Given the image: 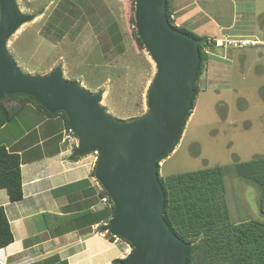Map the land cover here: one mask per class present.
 <instances>
[{
    "label": "rangeland",
    "instance_id": "374dc122",
    "mask_svg": "<svg viewBox=\"0 0 264 264\" xmlns=\"http://www.w3.org/2000/svg\"><path fill=\"white\" fill-rule=\"evenodd\" d=\"M232 1L234 5L226 1L223 7L226 13L238 14L226 19L220 14L218 22L236 18L231 33L261 44L220 48L208 58L192 116L158 172L165 181L172 175L219 167L230 219L264 221L257 211L260 185L237 169L239 164L264 158V0ZM16 2L21 13L34 16L7 43L23 73L43 76L59 66L65 80L91 94L102 93L101 106L115 120L130 121L146 113L155 65L136 42L134 0ZM16 103L4 102L8 107ZM33 111L26 108L19 118L40 121ZM66 144L73 148L77 141ZM86 156L96 162V154Z\"/></svg>",
    "mask_w": 264,
    "mask_h": 264
},
{
    "label": "water",
    "instance_id": "95a60500",
    "mask_svg": "<svg viewBox=\"0 0 264 264\" xmlns=\"http://www.w3.org/2000/svg\"><path fill=\"white\" fill-rule=\"evenodd\" d=\"M166 10V0H134L136 34L155 74L146 113L119 121L101 106L102 93L65 80L61 67L43 76L19 69L7 43L34 16L21 13L16 0H0V100L26 95L50 114L64 113L77 139V156L96 154L94 178L113 205L107 232L131 247L120 264H187L191 247L162 215L165 194L158 168L192 111L200 55L198 41L172 28Z\"/></svg>",
    "mask_w": 264,
    "mask_h": 264
},
{
    "label": "crops",
    "instance_id": "0c3cea01",
    "mask_svg": "<svg viewBox=\"0 0 264 264\" xmlns=\"http://www.w3.org/2000/svg\"><path fill=\"white\" fill-rule=\"evenodd\" d=\"M226 1L235 4L232 0H171L172 17L176 26L209 42L240 37L231 33L236 18L224 24L217 20L220 14L225 19L238 14L226 13ZM220 48L226 47L206 48L208 58ZM206 73L207 69L208 81ZM34 113L39 115L35 109ZM58 124L54 119L22 121L18 116L0 129V145L20 158L23 190L20 201L10 202L6 190L0 189V207L13 235V242L0 249V264H113L127 257L125 243L110 241L99 232L107 221L102 211L111 206L100 204L102 188L92 176L95 163L88 156L69 160L73 148L63 142Z\"/></svg>",
    "mask_w": 264,
    "mask_h": 264
},
{
    "label": "trees",
    "instance_id": "16d2710c",
    "mask_svg": "<svg viewBox=\"0 0 264 264\" xmlns=\"http://www.w3.org/2000/svg\"><path fill=\"white\" fill-rule=\"evenodd\" d=\"M166 2V16L170 26L198 41L200 65L194 82L193 110L200 92L199 80L208 61L205 49L215 45L183 27L176 26L172 18V2L171 0ZM136 42L139 46H143L138 37ZM5 100L17 103L15 106L8 107L4 104ZM26 108L35 109V112L39 113L37 118L40 120L45 118L57 120L62 131L69 129L64 113L50 114L34 98L26 95L4 96L0 100V129L13 123L18 116H22ZM191 114L192 111L186 118L174 147L159 163L166 159L178 144ZM86 155L77 156L76 147H73L69 160L76 162ZM20 164L17 154L8 152L4 146L0 145V189L6 190L10 202H18L23 198ZM237 169L244 177H249L260 185L262 191L259 210L264 216V158L239 164ZM159 181L165 194L162 215L173 234L191 245L187 264H264V221L249 220L239 224L231 223L224 201L225 188L221 168L176 174L169 176L165 181L159 178ZM103 196L108 197L104 190L100 193V197ZM104 210L102 214L107 221L105 225L99 227L100 233L108 230L113 215V205L110 209ZM105 236L110 241L114 240L109 233ZM12 242L13 235L8 219L3 208L0 207V249ZM122 260H114L113 264H120Z\"/></svg>",
    "mask_w": 264,
    "mask_h": 264
},
{
    "label": "built area",
    "instance_id": "2783aa9c",
    "mask_svg": "<svg viewBox=\"0 0 264 264\" xmlns=\"http://www.w3.org/2000/svg\"><path fill=\"white\" fill-rule=\"evenodd\" d=\"M214 45L216 47H226V48H245L248 46L251 47H255L258 46L260 44V42H258L257 40H249L247 38H241V37H230V38H226V39H222V40H215L213 41ZM62 138H63V142H68L70 144H75L77 139L74 135V133L70 130V129H64L62 131ZM100 204L104 207L106 206H111V202L109 197L107 196H103L100 197ZM108 232L106 231L104 233V235H106ZM113 241H120L118 238L113 237ZM123 242V241H122ZM125 243V242H123ZM127 245V256L131 253V247L125 243Z\"/></svg>",
    "mask_w": 264,
    "mask_h": 264
},
{
    "label": "clouds",
    "instance_id": "9594fccd",
    "mask_svg": "<svg viewBox=\"0 0 264 264\" xmlns=\"http://www.w3.org/2000/svg\"><path fill=\"white\" fill-rule=\"evenodd\" d=\"M213 42V41H212ZM76 137V136H75Z\"/></svg>",
    "mask_w": 264,
    "mask_h": 264
}]
</instances>
